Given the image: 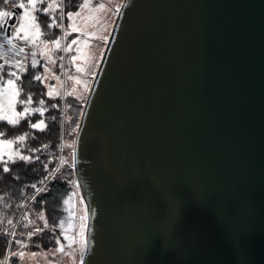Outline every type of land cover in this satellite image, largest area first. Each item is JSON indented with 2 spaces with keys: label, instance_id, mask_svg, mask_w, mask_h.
<instances>
[{
  "label": "water",
  "instance_id": "water-1",
  "mask_svg": "<svg viewBox=\"0 0 264 264\" xmlns=\"http://www.w3.org/2000/svg\"><path fill=\"white\" fill-rule=\"evenodd\" d=\"M74 168L82 264H264V0H123Z\"/></svg>",
  "mask_w": 264,
  "mask_h": 264
},
{
  "label": "rangeland",
  "instance_id": "rangeland-1",
  "mask_svg": "<svg viewBox=\"0 0 264 264\" xmlns=\"http://www.w3.org/2000/svg\"><path fill=\"white\" fill-rule=\"evenodd\" d=\"M122 1L81 0L76 10L68 13H64L63 0L18 2L22 9L18 10L15 21L11 23L15 26L14 32L6 35L0 28V56L4 59L0 63V117L13 120L27 113V107L19 110V82L23 81L28 65L38 64L41 66L40 82L44 84L45 93L62 99L61 123L64 118L71 120L66 112L69 97L81 104L82 114ZM7 4L0 8L1 23L8 11L12 15V10L6 8ZM39 13L49 17L47 24L51 27L56 22V15H61L59 37L46 40L42 36ZM19 39L21 48L26 50L21 57L22 52L15 45ZM36 82L37 71L31 75L30 89L36 88ZM78 125V122L73 125L74 136H63L62 149L51 173L65 178L71 186L70 191L63 197L53 224L49 223L43 211L30 220L38 232L43 228L51 230L54 245L30 249V242L20 239L22 249L18 252L17 264H82L86 248L87 206L74 168ZM16 153L9 140L0 138V158L3 154L12 156ZM4 264L11 263L8 261Z\"/></svg>",
  "mask_w": 264,
  "mask_h": 264
},
{
  "label": "trees",
  "instance_id": "trees-1",
  "mask_svg": "<svg viewBox=\"0 0 264 264\" xmlns=\"http://www.w3.org/2000/svg\"><path fill=\"white\" fill-rule=\"evenodd\" d=\"M27 1L0 0V8L6 3ZM80 2L63 0L64 13L76 10ZM40 13L38 21L42 36L46 40L59 37L61 15L53 16L56 22L51 27L47 24L49 17ZM38 65H28L23 81L19 82V110L27 107V113L13 120L0 117V138L9 140L18 152L12 156L3 154L0 158V264L8 261L17 264L20 239L29 241L30 249L54 245L51 230L43 228L38 232L30 220L43 211L53 224L54 215L71 188L65 178L51 173L62 149L63 136H74L72 129L80 122L81 104L69 97L66 112L71 120L64 118L61 123L62 99L45 93L44 84L40 82L41 66ZM35 71L36 88L30 89L31 75Z\"/></svg>",
  "mask_w": 264,
  "mask_h": 264
},
{
  "label": "flooded vegetation",
  "instance_id": "flooded-vegetation-1",
  "mask_svg": "<svg viewBox=\"0 0 264 264\" xmlns=\"http://www.w3.org/2000/svg\"><path fill=\"white\" fill-rule=\"evenodd\" d=\"M12 3H13V2L8 3L6 8H7L8 10H12V15H13V14H16V15H17L18 10H21L22 7H21L20 5H18L17 3H15V4L13 3L14 5H16V6H14ZM13 12H14V13H13ZM12 15H11L10 12L8 11L7 14H6V16L4 17V18H5V19L3 20L4 22H2V23L0 22V28L2 29L3 32L5 31V34H6V35H11V34L14 32V28H15V26H14L13 24H9V19H10V17H11ZM18 16H19V15H18ZM17 21L19 22L18 17H17ZM12 25H13V26H12ZM15 25H16V24H15ZM0 35H1V34H0ZM19 42H21V39L16 40L15 45H16V46L20 49V51L22 52V53L19 55V57H21L22 54H23L24 52H26V50L21 48V45H20ZM24 47L27 48L28 46L24 45ZM0 58H2V59H0V63H1V62H4L3 57L0 56ZM27 59H28V58H27Z\"/></svg>",
  "mask_w": 264,
  "mask_h": 264
}]
</instances>
